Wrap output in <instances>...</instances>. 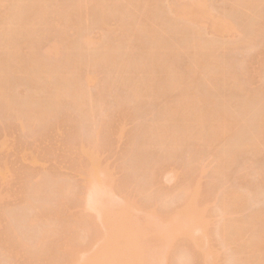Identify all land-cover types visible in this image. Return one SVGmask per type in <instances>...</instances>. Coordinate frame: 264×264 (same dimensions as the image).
<instances>
[{"label": "rangeland", "instance_id": "rangeland-1", "mask_svg": "<svg viewBox=\"0 0 264 264\" xmlns=\"http://www.w3.org/2000/svg\"><path fill=\"white\" fill-rule=\"evenodd\" d=\"M54 1L55 6H52L54 5L52 4L51 10L49 9L50 11L53 10V7L54 10L59 6H62V8H65L66 6L68 7V5L73 2L71 0ZM83 1L85 2V0ZM86 1H88L85 2V4L88 6L87 8L91 10H88L87 12V19L85 18L86 21L85 19L82 20V26H85L86 28L87 25V29L83 27L85 34H82V30L78 32V30H76L77 28L75 29L70 25L64 29L65 25L60 24L54 27L49 33L45 34L44 37L42 36L43 38L40 37L39 40H36L30 48L26 46L22 47L20 50L15 49L12 53H10V56L6 55L5 53H0V63L4 69L3 75L8 74L7 79L4 75V81L2 82L5 88L7 87L6 89L8 91V97H6L7 99L0 98L2 99L0 100V264H50L56 260H58V262L62 264L61 262H68L70 256L72 257V259L75 258V260L70 263L73 264L76 261L74 263L76 264L77 262H80L79 259L82 258L81 260H83V258L86 257V254L93 252L94 255L96 244L99 245L100 242L98 241L102 240L100 238L102 234L105 233V230L107 231V228H102V223L98 225V222H96L97 224H95L96 227L95 225H93L95 228L92 226V224H88L91 223L89 220L92 218L87 220L85 219L86 215L88 216L89 214V217H93L94 223L95 220L99 221V217H97L98 215L94 208L87 207V210L85 209L86 211L83 210L84 206L82 201L85 199L83 196H85V194L87 195V193H85V191L87 192L86 188L89 189L91 185V183L88 182L89 178L92 175H96V173L99 172L100 168L105 170L104 171L101 169L102 173L104 171V174L106 173L107 176V178L105 177L106 184H104V186L106 185L107 192H105V187L104 192L109 196L104 194L103 196L108 201L107 203L110 204L109 206H111L107 208L114 211L112 218L110 217V219H113L110 220L113 229L116 227V222L117 224L120 223V220L123 219L125 214L129 215L130 218L138 225L137 240L145 237V234L147 233V230H145V228H147V226L148 228H151L152 226L155 227L157 224L159 227L162 226L163 228V226L166 225L163 230L161 229L162 232L164 231V233L162 234H164L165 241L163 238H161L163 237V235L160 237L161 232L160 234H158L159 236L156 235L159 237V239H163L160 241L162 245L165 244L166 240L170 245V247L167 246L168 248L164 250V252L167 251V253H165V256H163L167 259L165 260L164 258H162V260H165V262L163 261L164 264H166L167 260V264H195L192 255L189 254V251L191 252V250L193 249H191V247L188 248L187 244L184 240H182L181 237L178 236L179 238L175 237V239H173L174 236H171L172 234H174V224L172 223V221L174 220L176 224H178V222L180 221L179 219L175 220L172 214L175 213L176 215V209L181 207L185 202L189 201L194 203L195 206L203 208V212H201V216L199 217V219L206 222V225H204L207 241L205 239V241H202L200 243V249L205 252H207V249H212L215 252L214 255L218 256L216 258V264H239L238 262H236V259L232 257V253L237 245H239L242 241L247 240V236L246 234H244L241 236V238H239L240 240L238 239L236 240V242L233 241L234 243L228 244L222 240L224 234L222 225L228 221H235L238 222V224H242L246 222V220L250 216L264 210V145H262L264 143H260L259 140L257 147L254 144H248L246 145V147L240 150H236L235 158L233 157L235 159H233L234 162H232L230 165L228 164L229 166L225 168V171L223 170L224 172H221V170L219 171L217 156L224 149H227L226 147H223V145L226 146L227 142L231 144L238 143L237 145H239L243 141H246V139H248L250 132H248V136L244 135L243 133V138L247 136V138H245L244 140H241L242 135L240 134L247 129L243 127H247L248 125L247 123V125L245 124V117H247L248 114L255 115V113H257L254 111L255 107L256 110L263 107L261 111H263L262 113H264V94L262 92L261 94L258 92L259 89L262 91L261 87L264 86V32L262 31L264 28H262V32H258V34H260L259 36L255 35L257 33L254 32V30H251L255 25H263L262 27H264V24L262 23L264 22V18L261 16L258 17L259 19L261 18L260 21L256 18V16L259 15L258 13L256 14V12H258V9L260 15L262 14V16H264V0H261V4L263 6L260 5L263 7V9L262 7H258V9L251 8L249 10H247L248 8L246 7L245 9L244 6L242 7L234 4V0H200L201 2H203V4L207 5L210 11L212 10L211 13L216 17H225L230 19L232 22L234 21V26H237H235V29H238V34H241L238 35L235 29L223 30L219 28V31L223 30V32H219L218 29L215 32V30L210 29L209 27H207V25L205 26L206 29H204V27L203 29H200L196 25H193V28L191 29L192 31H195L196 29L201 32L199 35L201 37L203 35L204 37H202L204 40L199 38L201 41L207 42L206 39H211L210 41L208 40V44H211L213 40V44H215L214 42L216 41L219 43V45L222 43L221 46L216 43L217 47H215L214 50L211 48L216 44L214 46H212L213 44H211L210 50H213L212 53L210 50L208 51L209 48L204 49L205 51L207 50L208 53H203V56L205 57L206 55H208V57L209 55H216L213 56V58L217 57L216 59H214L216 60L214 61L215 65L214 62L212 63L214 67H212L213 65H210V67L208 68L210 70H214L216 68V65L218 66V69L216 68L214 70V72H216V70H219L217 72H220L218 73L220 78L218 76L215 77V79L219 78L218 82H215L216 80L214 79V77L212 78L210 77V75H208L206 68L204 69L205 71L203 70V68L201 69L200 65H198L197 60V63L194 62L192 64V62L195 61V55H192L193 53L195 54V49L190 47L192 49L190 53V49L188 48L189 46L186 47V45H188L187 40H185L187 39L188 35L190 37V34H188L190 29H188V27H192V24H189L188 22L185 23V21H182L181 19L180 23L178 19L176 20V18H174V21L177 22L176 25H180V27H177V29L179 30L176 29L175 31L174 29V31L176 34H180H170L174 31L173 29L170 30L169 28L170 33L166 35H171L170 37L172 39L177 40V42L173 44V47L175 48L177 46H180L181 44L182 46L186 44L185 47L183 46L184 48L181 47L180 49L179 47L180 50L177 47V51L172 47V45L170 46V43H173L170 41L173 40L169 37L167 39L171 40L167 41L166 43L163 42V44L161 43V41H159L158 43L156 41L160 39L162 41H166V39L163 40L161 37L156 41H152L150 40L152 37L149 33L148 35L146 31H144L143 33V31L139 30L136 32L137 35L134 33V36L131 34V23L133 24L135 20L137 21L136 18L138 17H140L139 20H141V16H138L139 14H137L138 11L133 8L134 5L132 8L130 7L131 5H128L131 8V11L129 10L128 6V9L125 6L126 9L120 7L124 10L123 13L120 12L121 9L118 10L117 14H115L116 12H114V14H112L113 12H111V15H109V12L107 15L106 12L103 16L105 17L103 18V20L105 21L106 19V25H102L101 22H99L101 21V18H99L101 16L99 14H96L97 9L95 4L97 3V0ZM112 1L114 2L115 0H109V2L113 3ZM153 1H151L153 5H151L152 3L150 2L148 6L153 7L155 4V2ZM162 2H165V6L167 5L166 0H162ZM163 3H161L160 5L162 6ZM165 6L164 8L161 7L162 9H164L163 12L160 11L162 15L164 14V11H166L165 14H167ZM237 7L239 9L241 7L242 9L239 10ZM94 8L96 12H94ZM147 8H149L150 10V7ZM243 9L245 10V13H243ZM125 10L129 11L126 12ZM132 11L135 13V15ZM11 12L12 7L10 5V2L7 0H0V23L3 20L7 19L8 16L10 17ZM130 12H132L135 17L132 18L133 15L131 17L128 15V17L127 14H129ZM253 13L256 15L254 16ZM52 14L54 15V13ZM122 14L123 16H121ZM250 14L253 15L251 17L248 16L250 18L249 20V18L245 15ZM245 17H247L248 21L244 20L246 19ZM253 17H255L256 19L253 20L256 24L252 27L254 22L251 19H253ZM94 19L96 22L94 21ZM139 20L137 21V23L141 22ZM97 21L99 22V24ZM174 21L172 19L170 24L172 25L173 23L174 25L172 26L176 27ZM250 21H252L251 25L249 23ZM245 22L247 23V26L245 25ZM95 23H97V26L95 25ZM145 23L148 24L151 22L145 21ZM182 23L183 25H187L188 27L185 26V29ZM89 25H91V28L93 27L92 31ZM171 25L170 27L172 28ZM60 26H62L63 29ZM248 26H250L251 28ZM98 27L102 29H97ZM194 27H197L198 29H194ZM109 28L111 29V31ZM113 28H115L116 30L114 29V32L110 33L112 32ZM89 29L90 33L88 34ZM106 29H109L108 33L106 32ZM166 31L168 32V30ZM192 31H190L189 33H191ZM250 31L254 32L255 34H251ZM182 32L183 34L181 35ZM127 33H130V35L126 37ZM242 33L244 34L243 38ZM247 33H249V36H246ZM184 34L186 38H183L185 37ZM84 35L89 40L88 42H91L90 40H92L93 43L91 42V44H88L86 40L84 41ZM89 35L90 37H88ZM166 35L164 36V38L167 37ZM252 35L258 37L254 38V42L256 43L252 42ZM244 36H246L247 38H244ZM129 37H132L131 40H129ZM81 38L83 40H81ZM120 38L121 40L124 38L122 40L123 43L120 41ZM245 39H247L246 42L250 41L249 43H247L249 45L240 43L241 41H245ZM124 40H128V42L131 41L130 44H132L133 46L131 47L130 44H128V42H124ZM82 41L86 43L82 44ZM184 41L186 42L184 43ZM73 42H76L77 44L75 45L74 43L73 46ZM153 42L155 43V45ZM168 42L169 45L167 44ZM178 42L180 45H177ZM237 42L240 44L239 46H237ZM53 43H55L57 47V51L55 50L56 54H47V50H49L51 44L53 45ZM126 43L129 45V47ZM121 44H123L125 47H128L129 50L127 48H124ZM152 45L155 49L152 47ZM80 46L83 49L85 48V46H89L90 48L87 47L84 51L86 52L88 51L86 49H89L87 53L92 54V52L90 53V51L93 50V53L95 52L94 55L92 54L93 56L91 58H87V54L81 51ZM121 46L122 50H120ZM169 46L172 48H170ZM225 46H227V48H225ZM156 47H158V49L160 50L161 47L163 49L166 48L164 50H168L167 52H165L163 49L159 51ZM187 49L189 52L187 51ZM174 50L177 51V53L174 52ZM100 52L101 54L103 53V56L100 54ZM104 52H108L110 54H112L111 52H114V54H112L113 56H110V54L107 55L108 57H110V59L104 60V58L102 57H107L105 56L106 53ZM133 52H135V54ZM158 52L166 53H162L166 56H161L164 57V60L160 57L161 54ZM97 53L98 55H95ZM170 53L172 54L169 55ZM81 54L84 55L82 56ZM115 54L117 55V57ZM100 55L101 59L104 60V62L107 60L105 63L101 62V60L99 61L100 57L98 59V56ZM5 56L10 58H7ZM80 56L81 59H79V62L87 60L85 61L86 64H84V66L82 63L85 62L80 63L82 64V67H79L81 65L79 64V62L77 63L78 59L76 60V58H79ZM3 57H5L6 59ZM83 57H85L84 60ZM114 57H116V59H114ZM130 57L131 60L128 61V58L130 59ZM138 57L140 60L142 59V61L139 60L140 63L138 61ZM96 58L98 60H95ZM121 58L122 62H119L121 61ZM170 58L171 60H168ZM92 59L95 60L96 63H94L95 61H93ZM74 60L75 62L73 63ZM110 60L112 61L109 62ZM132 61L133 63H130ZM217 61H219L223 65L219 64V62ZM118 62L120 64H118ZM123 62H125L126 65ZM135 62L136 64H134ZM108 63L109 65L107 66ZM111 63H115V65L113 64L112 66ZM127 63L128 68L126 69ZM137 63L139 64L137 65ZM65 64L68 65L65 66ZM44 65H49L50 69L48 67H46L45 69ZM58 65H62V68H64L65 71L62 69H60V71V66ZM122 65L123 67H121ZM170 65L175 66L174 68L168 67ZM40 66L44 69L42 71V74L37 73ZM51 66L53 67L51 68ZM54 66L55 68H57V70H59H56L58 73L66 72L67 74L75 73L76 75L78 74V71L79 73H82L80 70L84 72L88 68L87 70H90L95 74L96 83L90 84V86H87V84H85L86 87L83 84H77L80 85L81 88L82 86H84L82 89H84V92L88 94L85 95L86 93L84 94L83 90H81V97L83 98L80 97L81 99H77V101H81L80 103H77V101L71 98L67 93V95H62V100H59L58 102L59 105L58 103L55 104L54 101L53 103H51L53 105H51L50 102H52L53 99L49 94H52V91H54L53 87L59 82L58 74L57 72H54ZM193 66H196L198 68V71L200 67V70L202 72H205L204 75L201 71L197 72H201V74L199 75H197L196 73L195 80L197 81V84L193 81L194 77H192L197 68H194ZM223 66L225 67V69H222ZM65 67L68 68L65 69ZM166 67H168L169 70L170 68L173 69L171 71L173 75L174 73H176L174 77L178 80V82L176 80L175 82L169 83L166 79H164V82L162 81V83L161 81H159L160 78L161 80H163L162 77H164V74L162 73H165L166 76V71L167 73L170 72L169 70H166ZM220 67L223 72L222 70L220 71ZM10 68L13 71H10ZM76 68H78L79 70H76ZM117 68L122 69L118 70ZM175 68H177V71L179 72H177L176 70L174 71ZM34 69L36 71H34ZM47 69L53 73H50L52 74V76L50 75V78H52L51 81L49 80V78L47 79L43 76V72H47ZM52 69L54 71H52ZM41 70L42 68L40 69V73ZM29 71L35 72L33 76L32 74L29 76L30 78L24 75H29ZM159 71H161L162 75L159 74ZM177 73L180 77L177 75ZM235 75L239 82V86L238 82L236 83V81H234ZM34 77L35 79L32 80V78ZM188 77L190 81L188 80ZM207 77L209 78V80ZM224 77L226 78V80L231 77V81L230 78L228 79L230 82L224 81ZM37 79L39 81H37ZM5 80L9 81L7 82V84L11 83L10 85H19L20 83V85H6ZM52 80H55V82H52ZM181 81V86H179V89L181 88L180 90L177 89L178 87L176 88L177 85L172 84H178ZM223 81L224 87H221L223 86ZM21 82L23 83V85H21ZM167 82L169 85L167 84ZM188 82L194 84L190 85L191 87L193 86L192 88L188 89ZM203 82H207L211 85L212 88L215 87L213 88L214 90L212 91L210 85H208L207 83L204 84ZM32 83L34 84V86ZM41 83H43L44 85H42ZM73 83L74 81L69 79L66 83L65 88H67L69 91V88L73 87L71 86ZM157 83L158 85H156ZM225 83H227V86H225ZM230 83L232 84V87L229 86ZM24 84L26 86H24ZM45 84L47 86L49 85V90H44L41 88V85L43 86V88L47 87L45 86ZM162 84H166L168 86L166 87ZM183 84L185 87L183 86ZM185 84L187 85V87ZM195 84V89H198L197 93L201 92L199 93L201 94V96L196 94V90H194ZM234 84L238 87H236ZM105 85L111 86L109 87V89H107L108 87H104ZM157 86H160L161 88ZM135 87H137V91L139 92L145 87L144 91H146L144 92L142 90V94H139V92L135 91L136 89L132 90ZM182 87L183 89H186L183 90ZM51 88H53V90ZM208 88H210V90ZM9 89H11L13 92ZM160 89L164 90L161 91ZM192 89L194 90V94L201 97L202 99H206L204 103H199L202 106L197 104V102H192V105L188 103V106L190 107H187L185 109L188 113L187 114L185 110H182V107H180V105H185L183 104V101L187 98H185L186 95L184 94L186 92L191 93ZM204 90L206 91V93ZM47 91H49V94ZM26 92H29L31 94H28ZM133 92H135L134 97L132 96ZM12 93H16L18 95H14ZM24 93L26 95L25 99V95L23 97L21 96ZM136 93L137 95H143V97H138ZM202 93L205 97H202ZM32 94H34V96H29ZM146 95L147 97L145 98ZM179 95H183L184 97L181 96V99H179ZM85 97L88 99H86L85 101L83 100L82 102V99H85ZM90 97L91 100H89ZM259 97L262 99H260ZM68 98L70 100H68ZM141 98H144V100H141ZM214 98L216 99V101L214 100ZM50 99L52 100L49 102ZM44 102H46V104ZM86 102H90V104L93 106H91L90 104H86ZM186 102H189V100H186L185 103ZM255 102H258V104H256ZM84 103L86 106L83 105ZM175 103L178 105H175ZM26 104L30 105L28 106L29 109L30 107H33V110L44 109V106L48 104L44 110L46 111V113L48 111H51L52 114L50 113L42 118L38 117V115L36 117V115H33V113L30 114V111H26L29 115L27 113H25V115L23 112H19V114L11 108L18 107L19 105L18 108L22 109L24 107V109H22L24 111L28 108ZM75 104L77 105V107L75 106ZM246 104L248 107L251 105L250 109L251 111L253 109V113L249 109V113H247V115H243L245 121H243L242 123H244L245 125H243L242 123H240V125L238 124L240 127L236 125L241 130H238V128H234L237 129V131H240V134L236 130H234V132L238 134L236 136H233V134L235 133L232 132L233 134H231L232 136H229L230 138L225 137L226 141L222 140L220 142L218 141L219 143H209V136L207 135L208 133L206 131L205 125L206 123L204 124V126H202L203 124L197 125L187 121L193 118V115L198 110L197 108L199 106L206 111L209 110L207 109V107H213L212 109L210 108L211 110L209 111L214 112H216V110L219 111V109H227L228 112L232 114V116H236L237 113L239 114V112L241 114L242 109H244L243 105L245 106ZM33 105H38V107L36 108V106ZM40 105H42V107ZM170 105L171 107H169ZM253 105L254 107H252ZM83 106H85L83 110L85 112H88L90 109V111L87 113L89 115L83 113ZM191 106L196 108L192 109ZM172 107L173 109L171 110ZM91 108L94 110V112H92L93 110ZM169 108L171 112H169ZM80 111H82L83 114ZM183 111L184 113H186L185 117L189 115L188 118H181V116H183L182 114H184L182 113ZM235 111L237 112L235 113ZM165 112L166 114L167 112L171 113H168L171 118H168V114L166 116ZM173 112L176 113L172 114ZM14 113H17L18 115ZM84 115H87L88 117ZM164 118L167 124H171L173 126L174 132H178V134L177 132L174 133L176 137L169 138L167 136H163L165 139H162V137L160 136V129L161 125L164 123ZM249 118L247 117L248 121ZM254 119L251 120L250 118L251 121L249 123H253ZM257 120H259V118L256 119V121ZM160 122L163 123L159 124ZM186 123H189V127L192 125L190 129L191 131L194 129L192 132L194 135H198V137H193V135L191 137H185L184 134H181V137L179 136V133L184 132ZM158 125H160V127H158ZM194 125L197 127H195ZM93 127L94 130L92 129ZM201 127L202 129L200 130L204 133H201V131L199 130V128ZM91 131H93L94 133H91ZM96 131L98 132L97 136ZM156 135H159L161 139H159L160 137L158 136V138ZM206 135L208 137H206ZM201 136L203 138H200ZM91 137L92 140L90 139ZM204 137L206 138L204 139ZM235 137H238V140L237 138L236 140H234ZM262 137L264 138V133H262L261 138ZM177 138L178 141H176ZM170 141L177 142L178 144L171 143ZM172 144H175V146ZM89 148L95 151L92 155L88 154L87 152V149ZM151 166H155L153 167L154 169L151 168ZM149 167L152 170H150ZM155 169L156 171H154ZM104 174L102 176H104ZM88 183L90 184L88 185ZM230 190H234L242 195H245L246 200H248V204L246 203L247 205L245 204L244 206L230 209V205H226L229 204L228 201H225L224 198L225 192L227 193ZM106 196L108 198H106ZM187 198H189V200ZM108 199H110L111 201ZM79 203L82 204L80 205L82 206V210L86 215H84L83 213L80 214V211H83L80 210L81 206L79 205ZM161 211L163 212V216H165L164 213L168 212V216H165L166 218L163 217L162 214H160ZM172 211L174 213H172ZM152 213L153 216H149L152 215ZM158 214H160V216H158ZM80 215L82 216L81 218ZM161 217H163V219H161ZM167 219L170 222H167ZM79 221L81 224L79 223ZM112 221H115V224H113L114 222ZM153 221L154 223L151 224V222ZM160 221H162V224H160ZM165 221L167 222V224L169 223V226H167ZM83 222H85V225H83ZM119 233L120 230L118 228H115L113 233V240H117ZM195 234L198 235L199 232H195ZM67 235H69L70 238H65L67 237ZM93 235H95V237ZM97 235L98 237H96ZM154 236L155 235L151 234L153 240H156V243H154L158 244V237L155 236V238ZM65 239H67V242L65 241ZM111 241L112 235L111 240L110 238H107L106 242H108L107 244L110 245L112 244ZM61 243H64L66 247L64 248V245ZM68 244L69 246H74L73 248H71L72 246H70L71 251L67 246ZM60 247H62L61 249H66V252H64V250H60ZM76 247L81 250L78 251V255L76 254L72 256L75 253ZM163 247L165 248L166 245L162 246V248ZM72 249H74L73 254L71 253L73 251ZM85 249L87 252L85 251ZM84 252L86 253L84 254L85 257H82L80 253ZM255 253V251L252 252L250 256L252 258H247L243 264H255L257 255V253ZM79 254L81 256H79ZM129 257V253L123 256L121 255V259H128ZM254 258L255 260H253ZM63 264H65V262Z\"/></svg>", "mask_w": 264, "mask_h": 264}, {"label": "bare ground", "instance_id": "bare-ground-1", "mask_svg": "<svg viewBox=\"0 0 264 264\" xmlns=\"http://www.w3.org/2000/svg\"><path fill=\"white\" fill-rule=\"evenodd\" d=\"M7 1H9L10 2V5H11V7H12V12H11V15H10V17L8 16L7 17V19H5V20H3L1 23H0V53H2V54H6V55H9L10 56V53H12L15 49L16 50H20L22 47H26V46H28L29 48L30 47H32V45H33V43L36 41V40H39V38L40 37H44L45 36V34H47V33H49L54 27H56V26H58V25H62V24H64L65 25V27H64V29L67 27V26H72V27H74L76 30H78V32L79 31H83L82 32V34L84 33L85 34V31L83 30V27L85 28V26H82V20L83 19H87V12H88V10H91V9H88L87 7V5L85 4V2H88V1H86L85 0V2L83 1V0H71V1H73L70 5H68V7L66 6L65 8H62V6L59 8V7H57V9H55L54 10V7H53V10L52 11H50L51 10V7L52 6H55V1L54 0H7ZM151 1H153V0H115L113 3H111V2H109V0H97V3L95 4V6H96V11H97V15L99 14L101 17H99V18H101V21H99V22H101V24L102 25H106L105 24V21H106V19H105V21L103 20V18H105V17H103L104 16V14L107 12V15H108V13L110 12V14L109 15H111V12H113L112 14H114V12H116L115 14H117L118 13V10L119 9H121V8H125V6H126V8H127V6L129 5H131L130 7L132 8L133 7V5H134V9H136V11H138V13L137 14H139L138 16H141V20H139V18L140 17H138V18H136L137 19V21L139 20V21H141V22H138L137 23V21L135 20L134 21V23L132 24L131 23V25L132 26H130L131 28L130 29H132V31H130V30H128V31H130L131 32V34L134 36V33L136 34V32L137 31H143V33H144V31H146L147 32V34L149 33L150 34V36L152 37H150V36H148V37H150L151 39L150 40H152V41H156L157 39H160L161 37H162V39L164 40V39H166V41H162L161 39L160 40H157L156 42L158 43L159 41H161V43H163V42H167V41H169V40H171L172 38L168 35H166V34H169L170 33V31H169V28H170V30H172L173 29V31H174V29H175V31H176V29H177V27L179 26L180 27V25H176V21H174L175 19L174 18H176V20L178 19V21L180 22L181 20L182 21H185V23L186 22H188L189 24H192V27H188L187 25H183V23H182V25H183V27L185 28V26H187L188 27V29H190V31H192L191 29L193 28V25H196L197 27H199L200 29H203V27H204V29H206V25H207V27H209L210 29H212V30H215V32H216V30L218 29V31H219V28H221V29H235V26H234V21L232 22L230 19H228V18H225V17H216L215 15H213L211 12H212V10L210 11V9L207 7V5H205V4H203V2H201L200 0H166V3H167V5L165 6V2L163 3L162 2V0H155V1H153V2H155V4H154V6L152 7V6H148V4H150V2ZM206 1V0H205ZM263 1V0H262ZM262 1L261 0H234V4H236V5H238V6H244V8L246 7V8H248L247 10H249V9H251V8H257L258 9V7H262L263 5H264V2H263V5L261 4L262 3ZM233 2V1H232ZM152 3V2H151ZM161 3H163L162 4V6L160 5ZM207 3V2H206ZM52 4H54V5H52ZM52 5V6H51ZM56 5H57V3H56ZM151 5H153V3L151 4ZM260 5H262V6H260ZM128 6V7H129ZM162 8H164V6H165V9L167 10V14H165V12L166 11H164V14L163 15H165V16H163L162 15V13L161 12H163V10L164 9H162ZM121 7V8H120ZM129 7V10L131 11V8ZM147 7H150V10H149V8H147ZM264 7V6H263ZM263 7H262V9H263ZM56 8V7H55ZM125 8V9H126ZM238 8V7H237ZM245 8V9H246ZM50 9V10H49ZM128 9V8H127ZM134 9H133V11H134ZM160 9H162V10H160ZM239 9V8H238ZM240 9H242L241 7H240ZM239 9V10H240ZM123 9H121V13H123L124 12V10L122 11ZM129 10H125L126 12H128ZM244 10V9H243ZM264 10V9H263ZM95 11V8H94V12H96ZM132 11V12H133ZM135 11V12H136ZM161 11V12H160ZM252 11V10H251ZM126 12H125V14H126ZM132 12H130L129 14H127V16L129 15L130 17L133 15V13ZM52 13H54V15L52 14ZM120 13V14H121ZM132 13V14H131ZM243 13H245V10H244V12ZM248 13V12H247ZM259 14V15H257L256 16V18L257 19H259L258 17H263L264 18V16H262V14L260 15V13H259V9H258V12H256V14ZM91 14V13H90ZM119 14V15H120ZM124 14V15H125ZM215 14V13H214ZM254 14V13H253ZM252 14V15H253ZM256 14H254V16L256 15ZM95 15V14H94ZM134 15H135V13H134ZM132 16V18L133 17H135V16ZM251 14L250 15H245V16H252ZM121 16H123V14L121 15ZM128 16V17H129ZM232 16H234V15H232ZM97 17V16H96ZM95 17V18H96ZM228 17H229V15H228ZM243 17V16H242ZM247 17H245L246 19H244L245 21H248L247 20ZM88 18H90V17H88ZM249 18V17H248ZM86 19H85V21H86ZM172 19H173V21H174V23H175V25H176V27L175 26H172V25H174L173 23H172V25L170 24V22L172 21ZM181 19V20H180ZM233 19V18H232ZM97 20H98V18H97ZM249 20H250V18H249ZM252 21L253 20H256L255 19V17H253V19H251ZM261 20V18L259 19V21ZM94 21H95V19H94ZM145 21H150L151 23H148V24H146L145 23ZM252 21H250L249 23H250V25H251V23H252ZM96 22V21H95ZM98 22V21H97ZM99 22H98V24H99ZM135 22H136V24H135ZM254 22V24L252 25V27L256 24L255 23V21H253ZM107 23V22H106ZM181 23V22H180ZM187 23V24H188ZM243 23H244V21H243ZM257 23H258V21H257ZM263 24H264V22H262ZM83 25H84V22H83ZM95 25L97 26V23H95ZM102 25H100V26H102ZM110 25V24H109ZM134 25V26H133ZM170 25L172 26V28L170 27ZM245 25L247 26V23L245 22ZM96 26H95V28H96ZM108 26V25H107ZM263 25H255L254 26V28L253 29H251V30H254V32H256L257 34H255L254 32H251V34H255L256 36L258 35H260V34H258V32H264V29L262 30V28H264V27H262ZM61 28H62V26H60ZM89 27H90V29H91V31L93 30L92 28H91V25H89ZM88 27V28H89ZM102 27H104V26H102ZM174 27V28H173ZM197 27H194V29L195 28H197ZM237 27V26H236ZM248 27H250V26H248ZM112 28V27H111ZM168 28V29H167ZM251 28V27H250ZM63 29V28H62ZM85 29H87V25H86V28ZM90 29H89V32H88V34L90 33ZM97 29H102V28H97ZM110 29V28H109ZM109 29H106L107 31V33H108V30ZM114 29L115 28H113L112 29V32H110L111 31V29H110V33H113L114 32ZM118 29V28H117ZM183 29V28H182ZM186 29V28H185ZM198 29V28H197ZM116 30V29H115ZM166 30H168V32L166 31ZM177 30H179V29H177ZM223 30H220L221 32H223ZM236 31L238 30V29H235ZM245 30H247V29H245ZM249 30V29H248ZM262 30V31H261ZM104 31V30H103ZM127 31V32H128ZM175 31L174 32H171L170 34H176L175 33ZM183 31V30H182ZM189 31V32H190ZM201 31V30H200ZM217 31V32H218ZM219 31V32H220ZM77 32V31H76ZM77 32V33H78ZM105 32V31H104ZM188 32V31H187ZM188 32V34H190V37H189V35H188V37H187V39H185V40H187V44L188 45H186V44H184L183 46L185 47V45H186V47H188L190 50V53H191V48H193V49H195L194 51H195V54L193 53L192 55H195V57H194V59H195V61H193L192 62V64L194 63V62H196L197 63V61H198V65H200V67H201V69L203 68V70L206 68L207 69V73H208V75H210V77H214V79H215V77L216 76H218L219 77V74L218 73H220V72H217V71H219V70H216V72H214V70L217 68L218 69V66L216 65V68L213 70V69H209L208 67H210V65L212 66L213 64V62L214 61H216V60H214V59H216L217 57H215V58H213V56H216V55H209V57H208V55H206V57L205 56H203V53H206L207 52V50L205 51L204 49H208V51L210 50V45L211 44H213V41H212V43L211 44H208V42L211 40V39H206L207 40V42L206 41H201L200 39H202V40H204L203 38V35H202V37L199 35L201 32H199L198 30H196L195 29V31H192L191 33H189ZM218 32V33H219ZM238 32L239 31H237L236 33L238 34ZM241 32V31H240ZM246 32V31H245ZM249 32V33H250ZM139 33V32H138ZM141 33V32H140ZM244 33V32H243ZM242 33V38H243V34ZM249 33H247V35L246 36H249L248 34ZM180 34V33H179ZM178 33L176 34V35H179ZM183 34V32L181 33V35ZM187 34V33H186ZM240 34V33H239ZM238 34V35H239ZM128 35H130V33H127V35H126V37L128 36ZM131 35V36H132ZM137 35V34H136ZM140 35V34H139ZM143 35V34H142ZM167 36L166 38H164V36ZM241 35V34H240ZM254 35V36H255ZM132 36V37H133ZM184 36H185V34H184ZM246 36H244V38L246 37ZM251 36V35H250ZM253 35H252V37H253V43H256V42H254L255 40H254V38H258V37H254ZM42 37V38H43ZM81 37V36H80ZM85 35H84V41L86 40V42L88 43V44H91V42L93 43V41L92 40H90L91 42H88L89 40L87 39V37H86V39H85ZM88 37H90V35L88 36ZM132 37H129L128 39L129 40H131V38ZM135 37H137V36H135ZM171 38V39H167V38ZM182 37V36H181ZM251 37V38H252ZM41 38V39H42ZM122 38V37H121ZM121 38H120V41L122 42V40L124 39H122L121 40ZM134 38V37H133ZM147 38V37H146ZM183 38H186V36L185 37H183ZM200 38V39H199ZM247 38V37H246ZM89 39H92V38H89ZM126 39V38H125ZM81 40H83L82 38H81ZM173 41H170V42H173V43H170V46L172 45V47L174 46L173 44H175L176 42H177V40H175V39H172ZM174 40H175V42H174ZM179 40V39H178ZM209 40V41H208ZM241 40V39H240ZM246 40L247 39H245V41H238V42H240L241 44L242 43H244V45L246 44V45H249V44H247V43H249L250 41H248V42H246ZM84 41H82V44L83 43H86V42H84ZM117 41V40H116ZM180 41V40H179ZM182 41V40H181ZM118 42H119V40H118ZM124 42H128V40H124ZM186 41H184V43H185ZM237 42V43H238ZM56 43V42H55ZM55 43H53V45L51 44V46H50V48H49V50H47V54H50V55H55L56 54V44ZM74 43H75V45L77 44L76 42H73V46H74ZM123 43V42H122ZM131 43V41L130 42H128V44H130ZM148 43H149V41H148ZM150 43H151V41H150ZM154 43V42H153ZM182 43V42H181ZM215 44L216 43H218L217 41L216 42H214ZM58 44V43H57ZM78 44H79V42H78ZM127 44V43H126ZM127 44V46L129 47V45ZM160 44V43H159ZM164 44V43H163ZM168 45H169V42L167 43ZM215 44H213L212 46H214ZM226 44V43H225ZM224 44V45H225ZM235 44V43H234ZM233 44V45H234ZM121 45H123V44H121ZM149 45V44H148ZM154 45H155V43H154ZM161 45V44H160ZM177 45H180L179 44V42L177 43ZM218 45H219V43H218ZM222 45V43L219 45V46H221ZM228 45V44H227ZM240 44L238 43V45L237 46H239ZM251 45H253V44H251ZM255 45V44H254ZM130 46L132 47L133 45L132 44H130ZM162 46V45H161ZM169 46V47H170ZM176 46V45H175ZM182 46V44L180 45V46H177L178 47V49H179V47H180V49H181V47H183ZM211 46V47H212ZM243 46V45H242ZM81 47V46H80ZM84 47V46H83ZM87 47H89V46H87ZM86 46H85V48H87ZM123 47L124 48H127L128 50H129V48L128 47H125L124 45H123ZM136 47V46H135ZM135 47H134V49H135ZM150 47H151V44H150ZM150 47H146V48H150ZM152 47H153V45H152ZM166 47H168V46H166ZM172 47H170V48H172ZM177 47L175 48V47H173V48H175L177 51H178V49H177ZM183 47V48H184ZM191 47V48H190ZM215 47H217V44L214 46V47H212L211 49H215ZM230 47V46H229ZM232 47H234V46H232ZM85 48L83 49L82 47H81V51L82 52H84V53H86L87 55V58L89 57V58H91L93 55H94V53H93V50H91L90 51V53L92 52V54H88L87 52L89 51V49H86V50H88V51H84L85 50ZM90 48V47H89ZM92 48V47H91ZM116 48H118V47H116ZM121 49L120 50H122V46L120 47ZM154 48V47H153ZM157 49H158V47H156ZM159 48H160V46H159ZM225 48H227V46H225ZM238 48V47H237ZM246 48V47H245ZM248 48H249V46H248ZM252 48H254V47H252ZM83 49V50H82ZM132 49V48H131ZM155 49V48H154ZM163 48L161 47V50H162ZM164 49H166V48H164ZM163 49V50H164ZM179 49V50H180ZM186 49V48H185ZM240 49V48H239ZM56 50V51H55ZM159 51H161L160 49H158ZM168 50V49H167ZM167 50H164L165 52H167ZM204 50V51H203ZM213 50H210L211 51V53H212V51ZM245 50V49H244ZM248 50V49H247ZM251 50H253V49H251ZM170 51V50H169ZM169 51H168V53H169ZM177 51H175L174 50V52H176L177 53ZM187 51H188V49H187ZM188 51V52H189ZM193 51V52H194ZM249 51H250V49H249ZM172 52V51H171ZM215 52H216V50H215ZM104 53H106V52H104ZM108 53V52H107ZM106 53V55L105 56H107V55H109L110 53H108L107 54ZM112 54H114V52H111ZM124 53V52H123ZM132 53V52H131ZM134 54H135V52H133ZM158 53H160L161 55H160V57L162 56V55H164V54H166V53H164V52H162V53H164V54H162L161 52H158ZM189 53V54H190ZM208 53V52H207ZM100 54H101V52H100ZM103 54V53H102ZM101 54V55H102ZM112 54H110V56L112 55ZM133 54V55H134ZM172 53H170L169 55H171ZM209 54H210V52H209ZM215 54V53H214ZM82 56L84 55V54H81ZM95 55H98V53L97 54H95ZM101 55L100 56H98V59H99V57H100V59H99V61L101 60V62H104V60L105 59H107V60H109L110 59V57H102V58H104V60H102L101 59ZM116 55V54H115ZM114 55V56H115ZM127 55V54H126ZM103 56V55H102ZM113 56V55H112ZM119 56V55H118ZM123 56V55H122ZM130 56V55H129ZM164 56H166V55H164ZM210 56H212V57H210ZM5 57H7V56H5ZM5 57H3V58H5ZM96 57V56H95ZM116 57H117V55H116ZM116 57H114V59H116ZM128 57V56H127ZM137 57V56H136ZM159 57V56H158ZM159 57V58H160ZM7 58H10V57H7ZM84 58L85 57H83V60H84ZM122 58H124V57H122ZM122 58H121V61H119V62H122ZM132 58H134V57H132ZM145 58V57H144ZM161 58H163V60H164V57H161ZM193 58V57H192ZM6 59V58H5ZM78 59V61H77V63L80 61L79 59H81V56L79 57V58H76V60ZM97 58L95 59V60H98ZM119 59V58H118ZM147 59H149V58H147ZM93 60V59H92ZM95 60H93V61H95ZM106 60V61H107ZM120 60V59H119ZM129 60H131V57H130V59L128 58V61ZM134 60V59H133ZM140 59H139V57H138V61H139ZM168 60H171V58L170 59H168ZM197 60V61H196ZM217 60H219V59H217ZM85 61H87V60H84V61H81V62H85ZM98 61V62H99ZM105 61V62H106ZM112 60H110L109 62H111ZM125 61H127V60H125ZM137 61V62H138ZM140 61H142V59L140 60ZM140 61H139V63H140ZM143 61H144V59H143ZM8 62V61H7ZM75 62V60L73 61V63ZM81 62H79V64L81 63ZM88 62H89V60H88ZM104 62V63H105ZM113 62H114V60H113ZM115 62H116V60H115ZM118 62V64H120ZM148 62V61H147ZM166 62V61H165ZM217 62H219V61H217ZM93 63V62H92ZM94 63H96V61L94 62ZM123 63H125V62H123ZM122 63V64H123ZM130 63H133V61L132 62H130ZM139 63H137V65L139 64ZM143 63V62H142ZM167 63H168V61H167ZM170 63H171V61H170ZM173 63H175V62H173ZM195 63V64H196ZM11 64H14V63H11ZM69 64V63H68ZM67 64V65H68ZM78 64V65H79ZM83 64V66H84V64H86V62L85 63H82ZM82 64H80L81 66H79V67H82ZM91 64V63H90ZM89 64V65H90ZM112 64V63H111ZM114 65H115V63H113ZM113 64H112V66H113ZM117 64V65H118ZM134 64H136V62L134 63ZM188 64V63H187ZM190 64H191V62H190ZM216 64H218V63H216ZM219 64H222V63H220L219 62ZM63 65V64H62ZM62 65H58V66H60V68H59V70L60 69H62V70H64V68H62ZM66 64H65V66H67ZM71 65H72V63H71ZM73 65H76V64H73ZM109 65V63L107 64V66ZM125 65H126V63H125ZM132 65V64H131ZM136 65V66H137ZM142 65H144V64H142ZM166 65H168V64H166ZM197 65V64H196ZM214 65H215V62H214ZM214 65L212 66V67H214ZM223 65V64H222ZM15 66V65H14ZM14 66H13V70H14ZM57 66V67H58ZM86 66V65H85ZM119 66V65H118ZM133 66H135V65H133ZM175 66V65H174ZM174 66L172 65H170V66H168V67H173L174 68ZM187 66H189V65H187ZM221 66V65H220ZM1 67H2V69H3V66L1 65V63H0V98H6V97H8L7 95H8V91H7V87L5 88V86L3 85V81H4V77L6 76V79H7V75H3V71H4V69L2 70L1 69ZM8 67V66H7ZM46 67H48L49 69H50V66L48 65V66H45L44 65V68L46 69ZM53 66H51V68H52ZM78 67V66H77ZM115 67V66H114ZM117 67V66H116ZM121 67H123V65L121 66ZM168 67H166V70H169V68ZM177 67V66H176ZM194 68L196 67V66H193ZM192 67V68H193ZM200 67H199V71H201L200 70ZM222 67V66H221ZM221 67H220V71L222 70V69H225V67L223 66V68L221 69ZM42 68V70H41V73H40V69ZM54 68H55V66H54ZM68 68V67H67ZM66 67H65V69H67ZM75 68V67H74ZM128 68V63H127V67H126V69ZM168 68V69H167ZM193 68V69H194ZM197 68V67H196ZM11 69V68H10ZM16 69V68H15ZM70 69V68H69ZM68 69V70H69ZM73 69V68H72ZM88 69V68H87ZM85 70L84 72L82 71V70H80L82 73H79V71L77 72V71H75V72H77L78 74L76 75L75 73L74 74H67L66 72L64 73V72H57V71H59V70H57V68H55V71L52 69V71H54V72H57V74H58V77H59V82L53 87L54 88V91H52V94H49V91H47L48 92V94L49 95H51L52 96V99H50L49 100V102L52 100V102H50V104L51 103H53V101H54V103L56 104V103H58L59 102V100H62L61 99V97H63L64 95L63 94H65V95H67V93H68V95L71 97V98H73L74 100H76L77 101V99L78 98H80L81 97V95H82V93H81V90H83V93L85 94L86 92H84V89H82L84 86L86 87V85L85 84H87V86L89 85L90 86V84H95L96 83V76H95V74L93 73V72H91L90 70ZM118 69V68H117ZM119 69H122V68H119ZM118 69V70H119ZM12 69L10 70V71H13ZM38 70V69H37ZM44 69H43V67H41L40 66V68H39V70H38V72L37 73H39V74H42V71H43ZM48 70V69H47ZM57 70V71H56ZM76 70H79L78 68H76ZM123 70H124V68H123ZM171 70H173L172 68H170V72H168L167 73V71H166V76H165V73H162V74H164V77H162L163 78V80H161V78L159 79V81H161V83H162V81L164 82V79H166L169 83L170 82H175L177 79H175V77H174V75H176V73H174V75H173V73H172V71ZM177 71V68H175L174 69V71ZM17 71V70H16ZM34 71H36L35 69H34ZM34 71H32V72H30L29 71V75H27V74H24V75H26V76H30L31 74H32V76H33V74L35 73ZM61 71V70H60ZM65 71V70H64ZM120 71H122V70H120ZM119 71V72H120ZM163 71H165V70H163ZM162 71V72H163ZM194 71V70H193ZM196 72L193 74V76L192 77H194V82H196V84H197V81L195 80L196 79V77H195V75H196V73L197 72H199L198 71V68H197V70H195ZM205 71V70H204ZM214 73H213V72ZM25 72H27V71H25ZM24 72V73H25ZM67 72H70V71H67ZM72 72H73V70H72ZM160 73L159 74H161V71H159ZM177 72H179V71H177ZM202 72V71H201ZM201 72L200 73H197V75H199V74H201ZM222 72H223V70H222ZM37 73H36V75H37ZM44 74H43V76L44 77H46L47 79L49 78V80L51 81V79L52 78H50V75L52 76V72L50 71V70H48L47 72H43ZM50 73H52V74H50ZM203 73V75H204V73L205 72H202ZM218 75H217V74ZM17 74H18V72H17ZM121 74V73H120ZM158 74V75H159ZM161 74V75H162ZM216 74V75H215ZM22 75V74H21ZM21 75H19V76H21ZM177 75L179 76V74L177 73ZM231 75H234V74H231ZM230 75V76H231ZM31 76V77H32ZM160 76V75H159ZM41 77V76H40ZM180 77V76H179ZM198 77V76H197ZM209 77V76H208ZM207 77V78H208ZM209 77V78H210ZM233 77V76H232ZM30 78V77H29ZM43 78V77H42ZM191 78V77H190ZM199 78V77H198ZM203 78V77H202ZM205 78H206V75H205ZM209 78H208V80H209ZM212 78H211V80H212ZM220 78V77H219ZM218 78V79H219ZM228 78V77H227ZM230 78V81H231V77H229ZM228 78V79H229ZM234 78V77H233ZM235 78H236V75H235ZM235 78H234V81H236V83L238 82V80H237V78H236V80H235ZM8 79H9V77H8ZM28 79V78H27ZM33 79H35V77L34 78H32V80ZM44 79V78H43ZM46 79V80H47ZM73 80L74 81V83L71 85V86H73L72 88H69V91H68V89L67 88H65L66 87V83L68 82V80ZM156 79V78H155ZM218 79H215L216 81L215 82H218ZM225 79V80H224ZM224 81H226V82H230L228 79V81L226 80V78L224 77ZM30 80V79H29ZM32 80H31V82H32ZM41 80V79H40ZM157 80V79H156ZM182 80V79H181ZM188 80L190 81V79H189V77H188ZM198 80V79H197ZM207 80V79H206ZM210 80V81H211ZM222 80V79H221ZM221 80H219V81H221ZM28 81V80H27ZM37 81H39L38 79H37ZM36 81V82H37ZM159 81H157V82H159ZM183 81V80H182ZM182 81L180 82V83H178V84H176V83H172V84H175V85H177L176 86V88L177 89H179V86H181V83H182ZM192 81V82H193ZM224 81H223V86H221V87H224ZM7 82H9V81H7V80H5V83H6V85H10V84H7ZM34 82V81H33ZM35 82V83H36ZM41 82V81H40ZM52 82H55V80L53 81L52 80ZM51 82V83H52ZM168 82H167V84H168ZM177 82H178V80H177ZM193 82V83H194ZM209 82V81H208ZM233 82V81H232ZM22 83V82H21ZM38 83V82H37ZM45 83V82H44ZM160 83V84H161ZM165 83H166V81H165ZM185 83H186V81H185ZM189 83V82H188ZM199 83V82H198ZM204 83V82H203ZM207 82H205L204 84H206ZM212 83H214V82H212ZM33 84V83H32ZM42 85H44L43 83H41ZM77 84H83L84 86H82V88L80 87V85H77ZM107 84V83H106ZM139 84V83H138ZM180 84V85H179ZM196 84H195V86H194V90H196L195 89V87H196ZM202 84V83H201ZM208 84V83H207ZM219 84H221V83H219ZM226 85L225 86H227V83H225ZM231 84V83H230ZM229 84V86H231L232 87V84L230 85ZM12 85H14V84H12ZM12 85H10V86H12ZM17 86H19L20 85V83H19V85L18 84H16ZM16 85H14V86H16ZM21 85H23V83L21 84ZM29 85V84H28ZM40 85V84H39ZM38 85V86H39ZM41 85V88L42 89H47V90H49L50 89V87H48L46 84H45V86H47V87H44L43 88V86ZM103 85V84H102ZM109 85V84H108ZM144 85V84H143ZM156 85H158V83L156 84ZM162 85H165L166 87L169 85H166V84H162ZM161 85V86H162ZM186 85V84H185ZM190 85H194V84H191V83H189V87H188V89L189 88H192ZM199 85V84H198ZM208 85H210V84H208ZM217 85H218V83H217ZM235 85V84H234ZM264 85V84H263ZM24 86H26L25 84H24ZM33 86H34V84H33ZM37 86V87H38ZM53 86V85H52ZM51 86V87H52ZM68 86V85H67ZM107 85H105L104 87H106ZM111 86V85H110ZM110 86H107L108 88L107 89H109V87ZM140 86V85H139ZM172 86V85H171ZM183 86H184V84H183ZM200 86V85H199ZM214 86H216V85H214ZM228 86V87H229ZM236 86V85H235ZM238 86H239V82H238ZM238 86H236V87H238ZM31 87V86H30ZM103 87V86H102ZM137 87H138V85H137ZM137 87H135V88H133L132 90H134V89H136L135 91H137ZM157 87H160V86H157ZM166 87H165V90H166ZM170 87V86H169ZM175 87V86H174ZM185 87V86H184ZM186 87H187V85H186ZM227 87V88H228ZM236 87H235V89H236ZM8 88H9V86H8ZM11 88V87H10ZM17 88V87H16ZM53 88H51L52 90H53ZM145 88V87H144ZM144 88L142 89L143 91H144ZM161 88V87H160ZM163 88H164V86H163ZM171 88V87H170ZM197 88H198V86H197ZM210 88H212L211 87V85H210ZM210 88H208L209 90H210ZM213 88H215V87H213ZM212 88V91L214 90ZM219 88V87H218ZM226 88V87H225ZM262 88V91L259 89V93L261 94V92L264 94V86H262L261 87ZM34 89V88H33ZM37 89V88H36ZM36 89H35V91H36ZM149 89V88H148ZM158 89V88H157ZM172 89V88H171ZM173 89H175V88H173ZM181 89V88H180ZM179 89V90H180ZM182 89H183V87H182ZM186 89V88H185ZM185 89H183V90H185ZM200 89V88H199ZM217 89V88H216ZM215 89V90H216ZM233 89V88H232ZM10 91H12L11 89H9ZM102 90H103V88H102ZM137 91V92H139V94L141 93V92H143V91ZM161 90V89H160ZM164 90V89H163ZM163 90H161V91H163ZM169 90V89H168ZM193 89H192V92L190 93H188V92H186L184 95H186L185 96V98H187L186 100H189V102H186L185 103V101L186 100H182L183 101V104H185L184 106L183 105H180V107H182V110H185L187 107H190V106H188V103H194V102H197V104H199V103H204L205 102V99L206 98H201V97H199V96H197L196 94H198V95H200L201 96V94H199V93H201V92H199V93H197V90H196V94H194L193 93V91H194ZM203 90V89H202ZM202 90H200V91H202ZM230 90V89H229ZM34 91V90H33ZM104 91H105V89H104ZM103 91V92H104ZM146 91V90H145ZM144 91V92H145ZM191 91V90H190ZM205 91V90H204ZM13 92V91H12ZM102 92V93H103ZM107 92V91H106ZM148 92V91H147ZM208 92V91H207ZM215 92V91H214ZM26 93H28V94H31V93H29V92H26ZM33 93V92H32ZM204 93V92H203ZM202 93V94H203ZM205 93H206V91H205ZM11 94V93H10ZM12 94H14V95H18V94H16V93H12ZM142 94V93H141ZM145 94V93H144ZM25 95V93L23 94V95H21L22 97ZM48 95V96H49ZM63 95V96H62ZM85 95H88L87 93L85 94ZM100 95H102V94H100ZM134 95H135V92H133L132 93V96L134 97ZM136 95H137V93H136ZM29 96H34V94H32V95H29ZM138 97L140 96V97H143V95L141 96V95H137ZM182 97H184L183 95H181ZM181 96L179 95V99H181ZM204 96V94L202 95V97ZM263 96V95H262ZM17 97H19V96H17ZM22 97H20V98H22ZM147 97V95L145 96V98ZM205 97V96H204ZM264 97V96H263ZM26 98V95L24 96V99ZM81 98H83V97H81ZM80 98V99H81ZM98 98V97H97ZM102 98V97H101ZM260 98V97H259ZM7 99V98H6ZM38 99H39V97H38ZM49 99V98H48ZM65 99H67V98H65ZM86 99H88V98H86L85 97V99H82V102H83V100L85 101ZM137 99V98H136ZM138 99H140V98H138ZM144 100V98H141V100ZM184 99V98H183ZM260 99H262V98H260ZM0 100H2V99H0ZM27 100H28V97H27ZM68 100H70L69 98H68ZM89 100H91V97H90V99ZM100 100V99H99ZM214 100L216 101V99L214 98ZM259 100V99H258ZM263 100H264V98H263ZM8 101V100H7ZM22 101V100H21ZM33 101V100H32ZM101 101H102V99H101ZM138 101V100H137ZM208 101V100H207ZM47 102V101H46ZM46 102H44L45 104H46ZM79 101H77V103H78ZM81 102V101H80ZM79 102V103H80ZM135 102H136V100H135ZM139 102V101H138ZM210 102V101H209ZM245 102V101H244ZM62 103V102H61ZM60 103V104H61ZM69 103V102H68ZM75 103V102H74ZM76 103V104H77ZM179 103V102H178ZM256 103V102H255ZM13 104V103H12ZM40 104V103H39ZM44 104V105H45ZM73 104V103H72ZM75 104V106L77 107V105ZM86 104H90V102L89 103H87L86 102ZM181 104H182V102H181ZM256 104H258V102L256 103ZM260 104V103H259ZM8 105V104H7ZM10 105V104H9ZM23 105V104H22ZM27 105V104H26ZM48 105V104H47ZM47 105H45L44 106V109H45V107H47ZM51 105H53V104H51ZM50 105V106H51ZM58 105H59V103H58ZM74 105V104H73ZM82 105V104H81ZM83 105H85V103L83 104ZM91 105V104H90ZM175 105H178V104H176L175 103ZM175 105H173V106H175ZM192 105V104H191ZM200 105V104H199ZM255 105V104H254ZM254 105L252 106V107H254ZM11 106H13V105H11ZM24 106V105H23ZM28 106H30V105H27V107ZM33 106H36V105H33ZM41 107H42V105H40ZM55 106V105H54ZM78 106H80V105H78ZM86 106V105H85ZM85 106H83V108H82V111L84 110V108H85ZM91 106H93V105H91ZM195 106V105H194ZM198 106V105H197ZM200 106H202V105H200ZM200 106L197 108L198 110L194 113V115H193V118H191V119H189V120H187L188 122H190V123H192V124H203L202 126H204V124L206 125V131H207V135L209 136V143L210 142H217V143H219L220 141H226V139H225V137H227V138H230L229 136H232L231 134H233L232 132H234V130H236L237 131V129H234V128H238V130H241V129H239V125H240V123H242L243 121H245V118H246V121H245V124L247 125V127H245V126H243L244 128H247L246 129V131H247V133H246V131H244V132H241V134H240V131H237L240 135H242L241 137H242V139L241 140H244L245 138H247V136H248V132H250V134H249V137H248V139H246V141H243L241 144H239V145H237L236 143H233V144H231V143H229V142H227L226 143V146H224L223 145V147H226L227 149L225 150H223L221 153H219V155L217 156V162H218V168H219V171L221 170V172H224L225 171V168L227 167V166H229L232 162H234V158H235V152H236V150H240V149H242V148H244V147H246V145H248V144H254L256 147H257V145H258V143H259V140H260V143H264V138L262 139L261 138V136H262V133H264V113H262L263 111H261V109L263 108H261V109H258V110H256V107L254 108V111L255 112H257V113H255V115L254 116H256V117H258L259 118V120H257L256 121V119H258V118H256V117H254L252 114H248L247 115V113H249V109L251 108V105L248 107L247 106V104L244 106L243 105V108L244 109H242V112H241V114H240V112H239V114L237 113V115L236 116H232V114L231 113H229L228 112V110L226 111L225 109H223V110H220L219 109V111H217L216 110V112H214V111H209V110H211L209 107H207V109H209V110H203L202 108H200ZM246 106H247V108H246ZM257 106H259V105H257ZM264 106V105H263ZM18 107H19V105H18ZM18 107H11L14 111H16V112H23L24 114L25 113H27L28 111H30V114H32L33 113V115L35 114L36 115V117H37V115H38V117H45V116H47L48 114H50L51 113V111H48L47 113H46V111L44 110V109H38V110H33V107H30V109H29V107L26 109V110H22V109H24V107L21 109H19ZM21 107V106H20ZM38 107V105L36 106V108ZM49 107V106H48ZM80 107H82V106H80ZM87 107H88V105H87ZM169 107H171V105L169 106ZM177 107V106H176ZM185 107V108H184ZM206 107V106H205ZM26 108V107H25ZM50 108V107H49ZM57 108V107H56ZM191 108L192 109H195L193 106H191ZM204 108V107H203ZM241 108H242V106H241ZM51 109H52V107H51ZM53 109H55V108H53ZM86 109H88V108H86ZM92 109V108H91ZM173 109V107L171 108V110ZM175 109V108H174ZM214 109H216V108H214ZM47 110H48V108H47ZM93 110V109H92ZM91 110V111H92ZM169 110H170V108H169ZM171 110L169 111V112H171ZM182 110H180V111H182ZM27 111V112H26ZM53 111H55V110H53ZM82 111H80L81 113H82ZM89 111H90V109H89ZM88 111V112H89ZM195 111V110H194ZM250 111H251V109H250ZM261 111V112H260ZM88 112H85V111H83V113H88ZM92 112H94V110L92 111ZM169 112H167V114L169 113ZM185 112H186V110H185ZM230 112H232V111H230ZM237 111H235V113H236ZM252 113H253V109H252V111H251ZM250 112V113H251ZM82 113V114H83ZM176 112H173L172 114H175ZM180 113V112H179ZM182 113H184V111L182 112ZM181 113V114H182ZM187 113V112H186ZM186 113H184V114H182L183 116H181V118L182 119H185L186 117L188 118V116H186L185 117V115H186ZM190 113V112H189ZM193 113V112H192ZM233 113H234V111H233ZM14 114H17V113H14ZM20 114V113H19ZM28 114V113H27ZM52 114V113H51ZM93 114V113H92ZM167 114H166V112H165V115L167 116ZM169 114H171V113H169ZM169 114H168V118H171L170 116H169ZM178 114V113H177ZM188 114V113H187ZM18 115V114H17ZM21 115H22V113H21ZM26 115V114H25ZM29 115V114H28ZM87 115H89V114H87ZM87 115H84V116H86V117H88ZM238 115H240V116H238ZM243 115H247V117L249 118H251V120H253L254 118H256V119H254V122L253 123H249L251 120H250V118H249V121L247 120V117H245V118H243ZM31 116V115H30ZM90 116H91V114H90ZM89 116V117H90ZM174 116H177V115H174ZM35 117V116H34ZM179 117V116H178ZM252 117H253V119H252ZM33 118V117H32ZM175 118V117H174ZM38 119V118H37ZM39 119H41V118H39ZM244 119V120H243ZM164 120V121H163ZM162 121L164 122H160L159 124H162L161 125V129H160V133H161V137H162V139L164 138L163 136H167V137H172V138H174V137H176V135L174 134V133H176V132H174V129H173V126L170 124H167V122H165V118L163 119ZM185 120V121H186ZM166 121H167V119H166ZM176 121V120H175ZM180 121V120H179ZM186 121V122H187ZM256 122V123H255ZM166 123V124H165ZM168 123H169V121H168ZM183 123H184V120H183ZM179 124V123H178ZM189 124V123H188ZM188 124L186 123V126H185V130H184V132L183 133H179V136L181 137L183 134H184V136L185 137H191L192 135H193V137H195V136H197L198 137V135H194L193 134V130L191 131V129H190V127L192 126L191 124V126L189 127L188 126ZM239 124V125H238ZM243 125H245L244 123H242ZM239 126V127H237V126ZM176 126V125H175ZM178 126V125H177ZM195 126V125H194ZM201 126V125H200ZM199 126V127H200ZM236 126V127H235ZM95 127V126H94ZM94 127L92 128L93 130H94ZM158 127H160V125H158ZM195 127H197V126H195ZM250 127V128H249ZM176 128V127H175ZM181 128V127H180ZM183 128V127H182ZM200 129H202V127L201 128H199V130ZM205 129V128H204ZM157 130V129H156ZM198 130V131H199ZM159 131V130H158ZM158 131H156V132H158ZM179 131V130H178ZM201 131V130H200ZM243 131V130H242ZM91 133H94L93 131H91ZM201 133H204L203 131H201ZM235 134H233V136H236L237 134H236V132H234ZM243 133H244V135H247L245 138H243L244 137V135H243ZM97 134H98V132L96 131V136H97ZM157 134H159V133H157ZM177 134H178V132H177ZM182 134V135H181ZM206 135V137H208ZM94 136V135H93ZM157 136V135H156ZM159 136V135H158ZM157 136V137H158ZM159 136V137H160ZM90 137V136H89ZM158 137V138H159ZM161 137L159 138V139H161ZM192 137V138H193ZM206 137H204V139L206 138ZM240 137V136H239ZM191 138V139H192ZM200 138H203L202 136L200 137ZM231 138H233V137H231ZM236 138H237V140H238V137H235L234 138V140H236ZM91 140H92V137L90 138ZM94 139V138H93ZM165 139V138H164ZM203 139V140H204ZM262 139V140H261ZM240 140V139H239ZM176 141H178V138H177V140ZM180 141V140H179ZM219 141V142H218ZM261 141H263V142H261ZM171 143H175V144H178L177 142H172V141H170ZM235 142V141H234ZM239 142V141H238ZM208 143V142H207ZM175 144H172V145H174L175 146ZM221 144H223V143H221ZM225 144V143H224ZM218 145H220V144H218ZM227 145H228V147H227ZM231 145V146H230ZM262 145H264V144H262ZM261 145V146H262ZM171 146V145H170ZM174 146H172V147H174ZM247 147H249V146H247ZM247 149V148H246ZM245 149V150H246ZM244 150V151H245ZM87 152H88V154H93L95 151L93 150V149H91V148H89V149H87ZM241 152V151H240ZM238 153V152H237ZM242 153V152H241ZM234 155V156H233ZM234 157V158H233ZM234 159V160H233ZM237 159V158H236ZM229 164V165H228ZM153 167H155V166H151V168H153ZM150 168V167H149ZM150 168V170H152ZM101 169L102 168H100L99 169V172H97L96 173V175H92L90 178H89V181L88 182H90L91 183V185H90V187H89V189L88 188H86V190H87V192L85 191V193H87V195L85 194V196H83L85 199L82 201V203H83V210H85L87 207H89V208H94V210H96V213H97V217H99L98 219H99V221L98 220H95V223L93 222V217H89V214H88V216L86 215V214H84V211L82 210V204L81 203H79V205L81 206L80 207V210H82L83 212H81L80 211V214H84V215H86L85 216V219H90V218H92V219H90L89 221L91 222V223H88V224H92V226L93 225H95V224H97L96 222H98V225H100V223H102V225H104V226H102L101 225V227L102 228H107V231L105 230V229H103V230H105V233H103L102 234V236H101V238L100 239H102L101 241H98V242H100L99 243V245L98 244H96V249H94L95 250V253H94V255H93V252H90V253H88V254H86L85 252L84 253H80L81 255H82V257H85V255L84 254H86V257L85 258H83V260H81V259H79L80 260V262H77L76 264H125L126 262L128 263V264H164V262H165V260L167 259V258H165V257H163V256H165V253H167V251L166 252H164V250L165 249H167L168 247H170V245H169V243L167 242V240H166V242H165V244H163L162 245V243L160 242L161 240H163L164 239V234H162V233H164V231L162 232V230H163V228H165V226L166 225H164L163 226V228H162V226L160 225V224H162V221H160V226L161 227H159L157 224H156V226H158V227H154V226H152L151 228H148V226H147V228H145V230H147L146 232L148 233H146L145 234V237L144 238H142V239H140V240H137V236H138V225L130 218V216L129 215H127V214H125L124 215V217H123V219L122 220H120V223H118L117 224V222H116V224H115V221H112V222H114L113 224H115L116 225V227H115V225H114V227L115 228H118L119 230H120V233H119V235H118V237H117V240H113V238H114V235H113V233H114V229L112 228L113 226H111L112 224H111V222H110V220H113V219H110V217L112 218V216H113V213H114V211H112V210H109L107 207H111V206H109L110 204H108L107 202V200L105 199V197L103 196V194L104 195H108V194H106L105 192H107L106 190H107V188H106V185L104 186V184H106L105 183V180H106V178H107V176H106V173L104 174V169H102V170H104L103 171V173H102V171H101ZM154 169V168H153ZM224 170V171H223ZM148 171H149V169H148ZM154 171H156V169L154 170ZM153 171V172H154ZM104 174V176H102ZM155 176H157V175H155ZM106 177V178H105ZM104 178V179H103ZM90 183H88V185L90 184ZM104 187H105V192H104ZM263 188H264V185H263ZM109 196V195H108ZM249 196V195H248ZM106 198H108L107 196H106ZM224 198H225V201H228V203L229 204H226L227 206H229L230 205V209H234V208H236V207H239V206H244L246 203L248 204V200H246V197H245V195H242V194H240V193H238V192H236V191H232V190H230L229 192H225V195H224ZM254 198H255V195H254ZM254 198H252V199H254ZM188 200H189V198H187ZM187 199H186V201H187ZM108 200H110V199H108ZM250 200V199H249ZM80 201V202H81ZM111 201V200H110ZM109 201V202H110ZM190 201H191V199H190ZM193 201V200H192ZM184 203V202H183ZM182 203V204H183ZM108 204V205H107ZM246 204V205H247ZM86 206V207H85ZM202 209L203 208H201V207H198V206H195L194 205V203H192V202H189V201H187V202H185L181 207H179V208H177L176 209V215H175V213L172 211V213H174V214H172V216L174 217V219L176 220V219H179L180 221L178 222V224H176L175 223V221L173 222L172 221V223L174 224V226H173V230H174V234H172L171 236L173 237V239H175V237H177V238H179V237H181L182 238V240H184L185 241V243L187 244V246H188V248H190L191 247V249H193V250H191V252L193 253H191L190 251H189V254H191L192 255V257H193V259H194V261H195V264H216V258L218 257L217 255L215 256L214 255V251L212 250V249H207L206 251L207 252H205V251H203V250H201L200 249V243L202 242V241H205V239H206V241H207V237H206V234H205V225H206V222H204V221H201V219H199V217L201 216V212H203L202 211ZM87 210V209H86ZM85 210V211H86ZM168 211V210H167ZM171 212V211H170ZM169 212V213H170ZM87 213V212H86ZM160 214H162V216H163V212L161 211L160 212ZM160 214H158V216H160ZM165 214V216H168V212L167 213H164ZM175 215V216H174ZM96 216V215H95ZM149 216H153V213H152V215H149ZM165 216H163V217H165ZM82 216L80 215V218H81ZM154 217H156V216H154ZM163 217H161V219H163ZM150 218V217H149ZM166 218V217H165ZM95 219V218H94ZM160 219V220H161ZM80 220V219H79ZM168 220V219H167ZM166 220V221H167ZM199 220H200V222H199ZM82 221H84V220H82ZM122 221V222H121ZM156 221V220H155ZM165 221V222H166ZM167 222H170L169 220L167 221ZM167 222H166V224H167ZM202 222V223H201ZM79 223H80V221H79ZM84 223V224H83ZM82 224L83 225H85V222H83ZM152 223H154V221L153 222H151V224ZM81 224V223H80ZM165 224V223H164ZM202 224V225H201ZM205 224V225H204ZM79 225V224H78ZM73 226V225H72ZM72 226H71V228H72ZM76 226V225H75ZM80 226V225H79ZM149 226H150V224H149ZM167 226H169V223L167 224ZM94 227V226H93ZM95 227H96V225H95ZM94 227V228H95ZM74 228V227H73ZM160 228V229H159ZM222 228L224 229V234H223V241L224 242H226V243H228V244H230V243H234L233 241H235L236 242V240H238L239 238H241V236L242 235H244V234H246V236H247V240H245V241H242L239 245H237L235 248H234V250H233V253H232V257L234 258V259H236V262H238L239 264H243L245 261H246V259L247 258H249L250 256H251V254H252V252H256L257 253V255H256V260H255V258L253 259V260H255V264H264V210L262 211V212H259V213H257V214H254V215H252V216H250L247 220H246V222H244V223H242V224H238V222H235V221H228V222H225L223 225H222ZM162 229V230H161ZM166 229H167V227H166ZM160 232H161V234H160ZM195 232H199V234L198 235H196L195 234ZM98 233V232H97ZM100 233V232H99ZM243 233V234H242ZM151 234H153V235H158V234H160V237L163 235V237H161V238H163V239H159V235L158 236H156V237H158V241H159V243H161V244H159L158 242V244H155L156 243V240H153V237H151ZM99 235V234H98ZM98 235L96 236V237H98ZM111 235H112V241H111V243L112 244H107L108 242H106L107 241V238H110V240H111ZM148 235V236H147ZM177 235V236H176ZM94 237H95V235H93ZM154 236V237H155ZM179 236V237H178ZM72 237V236H71ZM155 237V238H156ZM171 237V238H172ZM65 238H70L69 237V235H67V237H65ZM67 239H65V241L67 242ZM96 239V238H95ZM178 240V239H177ZM240 240V239H239ZM70 241V240H69ZM69 241H68V243H69ZM116 241V242H115ZM164 241H165V239H164ZM65 242V243H66ZM97 242V243H98ZM155 242V243H154ZM70 243H72V242H70ZM167 243H168V245H167ZM61 244H63L64 245V243H61ZM117 246H116V245ZM171 244V243H170ZM227 244V245H228ZM62 245V246H63ZM76 245V244H75ZM97 245H98V247H97ZM165 246L166 245V247L163 249L162 248V246ZM61 246V245H60ZM69 248H70V246H72V245H70L69 246V244L67 245ZM168 246V247H167ZM66 246L64 245V248H65ZM74 246H72L71 248H73ZM78 247V246H77ZM76 247V250H75V253L73 254V252H74V249H72L73 251L71 252L73 255L72 256H74V255H78V251H80L81 249H79V248H77ZM62 247H60V250H64V252H66V249H61ZM71 248H70V251H71ZM77 249H79V250H77ZM84 251V250H83ZM85 251H86V249H85ZM196 251V252H195ZM77 252V253H76ZM87 252V251H86ZM164 252V253H163ZM130 254V257L128 258V259H121V255L123 256V255H125V254ZM255 253V254H256ZM79 254V256H81ZM163 254V255H162ZM254 254V255H255ZM162 256V257H161ZM209 256V257H208ZM208 257V258H207ZM162 258H164L165 260H162ZM250 258H252V257H250ZM71 260V261H70ZM73 260H75V258H73L72 259V257L70 256L69 257V264H71L70 262H73ZM78 260V261H79ZM164 261V262H163ZM65 262V264H68V262L67 261H64ZM64 262H61L62 264L64 263ZM67 262V263H66ZM76 262V261H75ZM74 262V263H75ZM162 262V263H161ZM167 262H168V260L166 261V264H167ZM73 263V264H74ZM126 263V264H127ZM50 264H60V262H58V260H56V261H54L53 263H50Z\"/></svg>", "mask_w": 264, "mask_h": 264}]
</instances>
